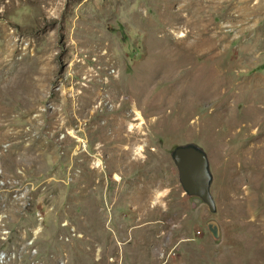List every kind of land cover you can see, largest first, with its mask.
Listing matches in <instances>:
<instances>
[{
  "label": "rangeland",
  "instance_id": "374dc122",
  "mask_svg": "<svg viewBox=\"0 0 264 264\" xmlns=\"http://www.w3.org/2000/svg\"><path fill=\"white\" fill-rule=\"evenodd\" d=\"M208 1L0 0V264H264V0Z\"/></svg>",
  "mask_w": 264,
  "mask_h": 264
},
{
  "label": "water",
  "instance_id": "95a60500",
  "mask_svg": "<svg viewBox=\"0 0 264 264\" xmlns=\"http://www.w3.org/2000/svg\"><path fill=\"white\" fill-rule=\"evenodd\" d=\"M172 158L185 194L199 199L215 213L217 208L211 192L213 174L205 151L194 144L179 146L173 151Z\"/></svg>",
  "mask_w": 264,
  "mask_h": 264
},
{
  "label": "bare ground",
  "instance_id": "6f19581e",
  "mask_svg": "<svg viewBox=\"0 0 264 264\" xmlns=\"http://www.w3.org/2000/svg\"><path fill=\"white\" fill-rule=\"evenodd\" d=\"M191 1V0H190ZM198 1H202L203 3H208L209 1L208 0H198ZM211 1H213V0H211ZM195 3V2H194ZM189 8V7H188ZM190 10V9H189ZM192 10V9H191ZM193 11V10H192ZM178 22V21H177ZM180 38H183L185 35L184 34H181V35H178ZM160 63H154L153 65H149V66H147V68H150L152 71H156V69L157 68H159L160 67ZM164 66V65H163ZM168 68V67H167ZM149 69V70H150ZM169 71V70H168ZM196 82L195 81H193V83H192V85H194ZM189 88H190V84H185V82L183 81V87L181 88V89H179V91H177V92H179V95H185V93L189 90ZM182 91V92H181ZM139 118L141 119V117L139 116ZM261 143V142H260ZM251 209V208H250ZM248 212V211H247ZM249 213V212H248ZM239 215V214H238ZM242 217V216H241ZM245 219V218H244ZM246 220V219H245ZM248 223L249 224H251L249 221H248ZM255 224V223H254ZM245 225V224H244ZM248 225V224H247ZM258 225V224H257ZM263 225V224H262ZM259 226H261V224L259 225ZM246 227V226H245ZM255 227V226H254ZM257 227V226H256ZM253 229V228H252ZM250 230V229H249ZM256 230V229H255ZM254 230V231H255ZM252 231V230H251ZM254 231H253V233H254ZM256 232H257V230H256ZM255 232V233H256ZM252 233V232H251ZM4 259V256H2V255H0V261L1 260H3Z\"/></svg>",
  "mask_w": 264,
  "mask_h": 264
}]
</instances>
